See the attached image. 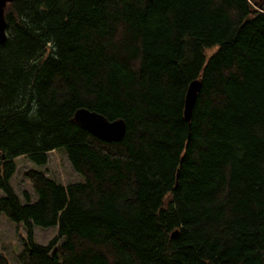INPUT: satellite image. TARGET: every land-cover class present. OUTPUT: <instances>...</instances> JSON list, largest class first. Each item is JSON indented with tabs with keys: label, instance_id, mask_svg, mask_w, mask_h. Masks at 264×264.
<instances>
[{
	"label": "trees",
	"instance_id": "16d2710c",
	"mask_svg": "<svg viewBox=\"0 0 264 264\" xmlns=\"http://www.w3.org/2000/svg\"><path fill=\"white\" fill-rule=\"evenodd\" d=\"M4 18L0 214L25 229L18 264H264V0H11ZM79 107L122 118V139L81 128ZM58 149L83 179L30 169L36 197L18 195L15 159Z\"/></svg>",
	"mask_w": 264,
	"mask_h": 264
},
{
	"label": "rangeland",
	"instance_id": "374dc122",
	"mask_svg": "<svg viewBox=\"0 0 264 264\" xmlns=\"http://www.w3.org/2000/svg\"><path fill=\"white\" fill-rule=\"evenodd\" d=\"M47 155V161L42 166L35 165L25 156H18L15 159L16 168L9 181L18 195L22 196V192L26 191L32 199L36 197L26 176V172L30 169L42 171L45 176L53 178L64 185L83 179L79 173L71 168L63 150H51ZM1 195L2 191L0 190ZM33 234L38 243L46 244L55 236L56 228L54 226L44 228L34 226ZM24 236L25 229L22 224H17L0 214V252L7 258L8 264H18L17 254L21 250Z\"/></svg>",
	"mask_w": 264,
	"mask_h": 264
},
{
	"label": "water",
	"instance_id": "95a60500",
	"mask_svg": "<svg viewBox=\"0 0 264 264\" xmlns=\"http://www.w3.org/2000/svg\"><path fill=\"white\" fill-rule=\"evenodd\" d=\"M10 1L0 0V43L4 42L6 37L4 11L6 4ZM199 89L200 81L198 79L191 80L186 87L183 103V117L186 121L190 119L191 109ZM72 119L88 133L105 142L121 140L126 128L122 118L109 120L101 113L85 107L77 108Z\"/></svg>",
	"mask_w": 264,
	"mask_h": 264
},
{
	"label": "bare ground",
	"instance_id": "6f19581e",
	"mask_svg": "<svg viewBox=\"0 0 264 264\" xmlns=\"http://www.w3.org/2000/svg\"><path fill=\"white\" fill-rule=\"evenodd\" d=\"M82 128V127H81ZM85 130V129H84Z\"/></svg>",
	"mask_w": 264,
	"mask_h": 264
}]
</instances>
